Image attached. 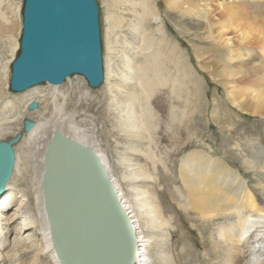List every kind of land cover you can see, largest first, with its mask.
Returning a JSON list of instances; mask_svg holds the SVG:
<instances>
[{
	"label": "rangeland",
	"instance_id": "1",
	"mask_svg": "<svg viewBox=\"0 0 264 264\" xmlns=\"http://www.w3.org/2000/svg\"><path fill=\"white\" fill-rule=\"evenodd\" d=\"M23 1L0 0V141L20 133L24 117L33 122L46 123L49 116L45 113L39 118L27 117L23 113L37 95L47 93V84L38 85L40 88L35 94L27 90L21 93L9 90L10 66L18 54ZM133 1L144 4L146 11L143 12L141 6L135 10L125 0H96L104 72L102 84L93 89L81 76L75 75L69 77L56 93L65 98L63 112L75 114V123L80 128H90L98 150L103 153L118 186L139 218L147 223L148 209L158 214V218H153L151 225L142 230V236L146 235L151 242V264H164L157 252L160 243L165 245L161 255L166 254L170 264H178V261L175 263L174 254L185 251H188L187 257L182 259L184 255H181L182 263L208 264L209 253L220 245L219 238L214 234L216 225H227L235 218L229 216L216 222L214 228L210 227V233L205 227L199 233L198 226L192 221L195 215H187L178 208L179 183L176 173L180 160L193 150H204L210 155L219 156L223 140L246 167V156L249 154L247 143H255L256 146L250 144L255 153L264 150V114L247 116L260 105L257 101L260 94L250 91L251 88L256 89L255 85L251 87L247 80H241L252 64L232 61L235 56L206 39L208 34L217 38L220 30L218 24L223 20L218 13V4H224L226 0L210 1L209 9L212 12L209 21L212 27L206 26L204 21L199 30L189 25L202 20L185 13L187 5L181 7L178 0ZM210 4L217 6L211 8ZM163 19L166 26L160 22ZM262 19L264 17L259 19V23H264ZM249 22L236 19L239 26H250ZM258 29H264V24ZM226 36L235 38L234 42H237L236 34L228 33ZM194 44L199 48V60L193 53ZM258 48L253 47L254 55L250 59L262 68L260 75H263L264 53ZM244 49L249 50V47ZM198 64L209 67L216 77L213 79L206 72L198 70ZM187 67L199 78L201 84L197 90L202 89L198 93L193 92L195 86L183 72ZM232 68L238 74L227 77V71ZM142 73L153 84L150 93H145L140 84ZM158 78L162 80L159 83L155 81ZM175 82L180 83L177 91ZM26 140L24 136L20 142L24 141L25 144L22 142L20 145L19 142L14 147L18 166L6 186L15 195L20 191L28 193L33 178L30 166L37 159L31 142ZM248 170L247 174L241 172L246 182L249 181L247 185L259 188L263 182L260 171ZM134 176L138 177V181L133 180L136 179ZM15 205L12 203L4 213L10 212ZM161 220L168 223L167 228H162L161 223L156 224ZM23 221L24 216L13 224L14 232ZM256 227L250 230L254 231ZM34 229H25L20 238L15 234L16 239L13 233L7 236L6 230L0 229L1 250L4 247L6 251L16 248L15 254H21L18 261L22 254L30 257L31 247L19 243L21 240L18 239ZM25 257L23 259L26 261L30 260ZM212 262L218 264L216 259Z\"/></svg>",
	"mask_w": 264,
	"mask_h": 264
},
{
	"label": "bare ground",
	"instance_id": "2",
	"mask_svg": "<svg viewBox=\"0 0 264 264\" xmlns=\"http://www.w3.org/2000/svg\"><path fill=\"white\" fill-rule=\"evenodd\" d=\"M178 1H180L181 7L187 5V12L185 13L202 20L191 22L189 26H193L194 29L199 30V26L203 25L202 23L206 21L205 25L212 27V24L209 21L212 12V9H209V3L213 0ZM231 1L229 0L227 2L226 0L224 1V4H218V13H220L219 16L223 17V20H221L218 24V28H220V30L216 36L221 42L210 34L206 36V39H209L217 45L219 44L221 49H224L227 53L235 56L232 61L236 63L249 62L247 64H252L250 68L247 69L248 73H245L241 80L243 82L247 80L251 87L252 85H255L256 89L254 87L249 90L257 95L260 94V96L257 97V101L260 105L254 108L253 112L247 114V116L253 117L252 114H264V73L263 75H260L262 68L253 63V60H251L253 59L251 57L254 55H252L253 47L259 46L258 49L264 53V29H258L259 26L264 24L263 21L259 23V19L261 20V18L264 17V0ZM125 2L129 3L135 10L140 9L141 6L142 11H146L144 9V4H137L133 0H125ZM199 2L203 3L198 6ZM213 6L211 5V8ZM214 8L217 9V7ZM239 18L244 20L245 23L248 22V20L251 21V23L249 22L250 26H239V24L236 23V19L238 20ZM160 22L164 24L165 20H160ZM164 26H166V24H164ZM228 33L236 34L237 42H234L235 38H226ZM246 47H249V50L244 49ZM192 49L195 58L199 60L200 56L197 54V50L199 48L194 44ZM186 64L188 63L186 62ZM188 66L190 67V65ZM189 67H187V69H183V72L195 86L193 87V92L196 91V93H198V91L202 89L201 87V89L197 90L201 83L199 78L196 77L192 71L189 72L191 70ZM198 70L201 72L204 71L203 73L206 72L208 76H212L211 78L213 79L216 77L214 71H212L209 67L198 64ZM226 74L227 77H233L236 76L238 72L232 68V70L227 71ZM155 81L159 83V81L161 82L162 80L158 78L155 79ZM140 84L145 90V93H150L153 84L147 79L146 74L143 75L142 73ZM175 84L177 91L178 87H180V83L175 82ZM60 86L61 85L53 86L47 84V93L42 96L37 95L38 97L34 99L38 105L37 108L33 111H28L26 107L24 110L25 112H23L27 117L36 116L38 118L45 115V113L49 114L46 118V123H42V121L34 122V129L31 130L29 134L22 135V139L25 136L27 140L31 142L33 150L37 153V159H35L33 163L31 162L32 165L30 166L33 178L31 187L28 188V193H24L25 191L21 192L19 190L20 194L15 195L12 192L13 190L11 191L10 187H8V190L5 189V193L0 199V229L1 231L6 230L7 236L8 233H13V238L16 239L17 237L15 234H18L19 237L25 233V229L32 227L35 228L34 230H31L30 234L27 233L24 237L22 236L23 238L18 239L21 240L19 243L29 244L28 247H31L30 250L32 251L31 256L28 257L26 254H22L23 257L20 261H18L21 254H15L14 251L16 248L14 250L10 248L11 250L6 251V247H4L2 250L0 248V263L47 264L50 262L51 264H59L52 249L41 190L43 154L53 132L58 130L64 135L76 140L80 144L92 147L94 152L103 161L111 176L118 198H120L123 207L128 213L135 230L137 239L136 264H151V257H149V247L151 246V242L146 235L142 236V230L145 229L147 225L149 227L153 218H158V214H154L153 209H148L146 213L147 223L139 218L138 213L129 204L124 192L120 189V186H118V183L116 182V179L106 162V158L102 155L103 153L101 154V151L98 150V146L96 145V142L89 130L90 128H80L75 123V114L72 113L67 115L65 114L66 112H63L66 105H64L65 98L60 93H56ZM222 86L223 85L221 84V87ZM38 88L40 87L35 86L28 89L26 92L33 91V94H35L34 92L37 91ZM49 108H51V112ZM246 111L248 112L249 110ZM23 120H26L25 117ZM19 129L21 133L22 126ZM22 142H20V145ZM250 144L256 146L255 143L250 142ZM250 144H246V147L248 148L247 151L249 152L246 156L248 160V162H246L247 167L238 161L239 156L233 149L228 148V145L224 140L221 143L219 156L217 157H215V154H213L214 156L210 155L204 150H193L180 160V167L177 170L178 173H176L179 183L177 191L179 202H177V205L178 208L185 214L195 215V219L192 221L198 226V232L200 233L203 231L204 227L207 231H209L210 227L214 228L216 222L218 223V221L225 220L229 216L230 218H235L233 222L227 225H216V232H214V234L219 238L220 245L219 247H214L212 252L209 253L210 256H208V258L210 261L208 264H213V259H216L218 264H264V157H262L264 150L262 149L260 153H255ZM223 147L226 149H223ZM17 166L18 155L16 156L15 171L17 170ZM249 168H251L252 172L256 170L260 171V174L263 177V182L259 188H256L255 186L249 187L247 185V182L249 181L246 182L243 178L245 176L242 173L247 174L246 172L249 171ZM135 178L136 179L133 180L138 181V177ZM133 200L135 201V199ZM12 203H16L15 207L11 209L10 212L4 213L5 209L10 208ZM22 216H24V221L20 227L15 229L16 232H14L13 224H15V222ZM156 224L162 225V228H167L168 226V223L162 220L157 221ZM253 227H256L257 229L254 228L255 230L251 231L250 229ZM158 248H160L157 251L160 253L159 260L161 261L163 258L164 264H170L168 256L165 254V256L162 257L161 255V249H164L165 245L162 246L160 243V247ZM187 252H182L179 255L174 254L175 263L178 261L179 263L184 264L181 261V255H184L182 259L186 258ZM24 256H26L25 258H27V260H30L26 261V259H23Z\"/></svg>",
	"mask_w": 264,
	"mask_h": 264
},
{
	"label": "water",
	"instance_id": "3",
	"mask_svg": "<svg viewBox=\"0 0 264 264\" xmlns=\"http://www.w3.org/2000/svg\"><path fill=\"white\" fill-rule=\"evenodd\" d=\"M18 54L9 90L62 85L79 75L90 88L104 80L96 0H24ZM32 101L27 110L33 111ZM35 127L0 141V199L16 163L14 147ZM41 190L59 264H136L137 239L111 176L92 147L54 131L43 154Z\"/></svg>",
	"mask_w": 264,
	"mask_h": 264
}]
</instances>
